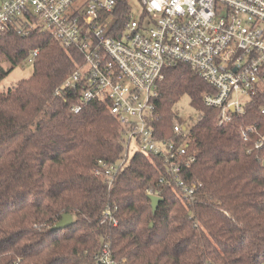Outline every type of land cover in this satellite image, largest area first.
Returning <instances> with one entry per match:
<instances>
[{
	"label": "trees",
	"instance_id": "trees-1",
	"mask_svg": "<svg viewBox=\"0 0 264 264\" xmlns=\"http://www.w3.org/2000/svg\"><path fill=\"white\" fill-rule=\"evenodd\" d=\"M130 9L129 0H119L115 31ZM19 24L0 33V82L37 54L29 77L0 90V264H94L104 244L118 264H264V144L253 148L264 135V91L244 104V114L218 124L217 108L202 101L213 88L185 62L165 66L151 99L153 135L188 137L194 161L180 176L200 186L189 201L165 161L140 151L109 186L95 170L99 160L123 157L126 128L103 101L83 102L77 91L57 96L83 52L40 27L22 35ZM184 95L198 116L177 135L176 104ZM248 126L256 131L246 141L239 129ZM148 188L161 197L154 213ZM63 213L72 224L52 230Z\"/></svg>",
	"mask_w": 264,
	"mask_h": 264
},
{
	"label": "built area",
	"instance_id": "built-area-1",
	"mask_svg": "<svg viewBox=\"0 0 264 264\" xmlns=\"http://www.w3.org/2000/svg\"><path fill=\"white\" fill-rule=\"evenodd\" d=\"M141 10L125 14L115 29L113 11L119 0H0V33L19 19L18 32L40 27L64 47H77L85 56L56 89L57 96L77 91L80 100L103 101L109 113L126 128V148L131 139L136 151L151 153L165 161L166 173L191 201L199 183L187 184L180 172L194 161L188 153L189 139L159 140L151 123V102L165 66L189 64L212 88L202 93L206 106L217 108L218 124L244 114V104L264 85V0H138ZM37 54L35 49L29 61ZM80 104L71 107L78 112ZM264 113V107L261 108ZM187 127L175 121L173 132ZM253 126L239 134L250 140ZM264 144V135L253 148ZM127 156L116 163L98 161L95 175L110 186ZM165 181L163 176L158 184ZM148 195H158L152 188ZM111 217V210H105ZM115 224V221L113 220ZM94 264H118L104 244L94 253Z\"/></svg>",
	"mask_w": 264,
	"mask_h": 264
},
{
	"label": "rangeland",
	"instance_id": "rangeland-1",
	"mask_svg": "<svg viewBox=\"0 0 264 264\" xmlns=\"http://www.w3.org/2000/svg\"><path fill=\"white\" fill-rule=\"evenodd\" d=\"M129 4L131 7L132 16L136 18L138 16L139 11L141 10V4L138 0H129ZM3 68L7 69L9 64L6 61H2ZM32 63L28 59L24 62L18 64L12 71H10L4 79L0 82V90H7L11 87L16 81L22 78H27L32 74ZM257 91H264V85H261L257 88ZM256 91V92H257ZM176 114L178 119L175 121L180 122L181 125L189 126V124L197 119L198 113L197 111L189 104V97L184 95L180 98V100L176 104ZM127 149V150H126ZM124 147V152L122 156H127L128 161L129 157L133 154L137 149V144L134 139H131L127 148Z\"/></svg>",
	"mask_w": 264,
	"mask_h": 264
},
{
	"label": "water",
	"instance_id": "water-1",
	"mask_svg": "<svg viewBox=\"0 0 264 264\" xmlns=\"http://www.w3.org/2000/svg\"><path fill=\"white\" fill-rule=\"evenodd\" d=\"M148 198L150 199V204L152 208V212L154 213L156 210V207L158 205V202L161 200V197L158 195H148ZM73 222V217L70 213H63L61 215V218L51 227L52 230L54 229H62L69 225H71ZM152 223H150V226Z\"/></svg>",
	"mask_w": 264,
	"mask_h": 264
}]
</instances>
